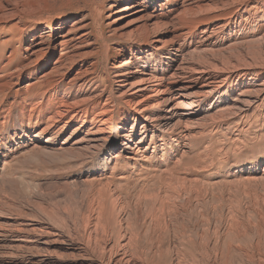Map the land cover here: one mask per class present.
I'll use <instances>...</instances> for the list:
<instances>
[{
  "label": "bare ground",
  "instance_id": "obj_1",
  "mask_svg": "<svg viewBox=\"0 0 264 264\" xmlns=\"http://www.w3.org/2000/svg\"><path fill=\"white\" fill-rule=\"evenodd\" d=\"M39 10L0 9V264H264L258 212L217 220L195 146L264 135V0ZM228 175L262 186L264 158Z\"/></svg>",
  "mask_w": 264,
  "mask_h": 264
},
{
  "label": "rangeland",
  "instance_id": "obj_2",
  "mask_svg": "<svg viewBox=\"0 0 264 264\" xmlns=\"http://www.w3.org/2000/svg\"><path fill=\"white\" fill-rule=\"evenodd\" d=\"M100 1L101 0H11V1L10 0H0V9H8L10 7V5H12L14 7V9H18L20 12H24V13L25 12L28 13L30 11V9H41L42 11L39 10V11H36L37 13H35L37 15H41L42 13H44V12L46 13L47 11H57V8H58V9L69 10V12H72L71 15H76V14L81 13L80 10H76V9H85V11L87 12L90 9L91 6H98ZM1 19L2 18L0 17V20ZM9 32L12 34V36L15 34L14 35L15 37L13 36L14 38H18L19 36H21V37L24 36L25 30L22 28L21 32H15V31H12V32L9 31ZM14 45L16 46V43ZM7 47H8V45L1 46L0 47V53L4 52V51L5 52L6 51L9 52L8 50H5ZM18 50H19L18 55H16V57H17L16 59L17 60L19 59V56L22 55L20 47H18ZM7 54L8 53H6V55ZM252 127H253V129H252ZM256 129H257V126L255 124L251 123L249 128L246 131L247 136H245L243 139H241V141H238V140L236 141L235 139H233L230 136H228V137H218V138H214L213 139V143L211 145H208L209 144V139H203L202 141L198 140V141L195 142V146H197L196 147V152L200 153V155H198V156L196 155L197 159H196V156H195V159H196V161H199V163H198L199 165H200L201 162H202V164L206 163L205 165H208V167L205 168V170H203L201 173H203L202 174V179H204V182H206L207 185H210V187L214 186L213 188H211V190L209 189V191L210 192L211 191H215L214 193H216V195H219V196H222V197L224 195V197H223L224 200L220 201L222 204L221 203L220 204L217 203L218 205L216 203L214 204V205H216V207H218L217 208L218 212H217V215H216V218L218 217L217 220H220V218H221V215L219 213H220L221 206H224L223 204H225V205L230 204L232 206H236V205H238L237 204L238 201H241V200L243 201L244 200L243 202L248 203L247 207H252V208L255 209L256 213L258 212L257 215H255L256 217L248 216L246 224L250 225L255 230L259 229V231L261 232L262 230H264V221L260 217L262 209L264 208V183L262 184V186L260 184V186L258 185L256 187H252L251 185H246V186H248L249 189H246L247 187L245 185L242 186L241 183L240 184H236V183H233V182H229L228 185H226L228 181H231L233 179L232 177H230V175H228V172L234 171L235 169L239 168L241 166V164L243 163V161H245V160H247L249 158H252V157H254L255 159L264 158L263 157L264 156V135L256 133ZM239 131H241V129H239ZM220 140H222V141H220ZM220 142L223 143V144L220 145ZM206 145H208V147H206ZM195 146H194V148H195ZM203 147H206L208 149H206V148L203 149ZM210 147H212V148H210ZM209 148L214 150V151L210 150ZM206 151L208 153H211V154L214 153L212 155V159L210 161L208 159V158H210V156H208L209 154ZM205 159H207V160H205ZM210 162H211V164H210ZM29 165H32V166H30V167L28 166V170L25 168V171H29L28 172L29 176H34V173H36V171L38 173L40 172V170H38V167H36L35 165H33V164H29ZM22 168L23 167H21V169ZM81 170L82 169L74 171V172L73 171L68 172L67 176L68 177H70V176L71 177L72 176L73 177L74 176L80 177L79 174H80ZM210 171H212V172L214 171L213 175H212V172H210ZM20 174L21 173H19V175ZM31 174H33V175H31ZM34 178L33 179H29L30 181L33 180V182H31L33 184L34 183H40L43 180L44 181H48L50 179L51 180L54 179L53 177H45V176L39 175V174L35 175ZM213 183H214V185H212ZM244 187H245L246 190L244 189ZM31 188H33V186H31ZM253 188H255L256 190H252ZM237 189H238V191H237ZM74 190H76V188H74ZM249 190H251V191H249ZM35 191H33L31 194H34ZM50 191H52V190L50 189ZM231 191L235 192V193H232ZM64 192L66 194V192H68V190H66V191L64 190ZM72 192L74 193V195L71 193L73 195V199L76 197L77 199L76 198L75 199L78 200L81 197L80 196V192L78 190H77L76 193H75V191H72ZM228 192H229L230 195H228ZM38 195H39V192H38ZM76 195H79L80 197L76 196ZM50 198H51V200H55V201L57 199H60V200L62 199L61 200L62 203H59V205L65 204V201H66V197H65V195L63 193L57 195V192H55V194L53 193L52 195H49V196L45 195L44 196V201H46L47 203H51V202H49ZM229 199L232 200L231 203L229 202ZM213 201L215 202V198H214ZM212 205H213V203H212ZM205 206H207V205L205 204ZM54 208H57V203L54 206Z\"/></svg>",
  "mask_w": 264,
  "mask_h": 264
}]
</instances>
